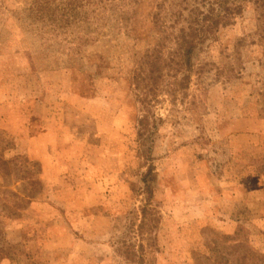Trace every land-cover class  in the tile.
<instances>
[{"label": "rangeland", "instance_id": "374dc122", "mask_svg": "<svg viewBox=\"0 0 264 264\" xmlns=\"http://www.w3.org/2000/svg\"><path fill=\"white\" fill-rule=\"evenodd\" d=\"M0 264H264V0H0Z\"/></svg>", "mask_w": 264, "mask_h": 264}, {"label": "trees", "instance_id": "16d2710c", "mask_svg": "<svg viewBox=\"0 0 264 264\" xmlns=\"http://www.w3.org/2000/svg\"><path fill=\"white\" fill-rule=\"evenodd\" d=\"M208 18L198 19L194 17L192 20L186 24L185 32L181 37L179 44L180 56L182 61L186 64L187 67H190L191 57L197 45L203 42L204 36V23ZM236 248V247H234ZM237 249V248H236Z\"/></svg>", "mask_w": 264, "mask_h": 264}, {"label": "crops", "instance_id": "0c3cea01", "mask_svg": "<svg viewBox=\"0 0 264 264\" xmlns=\"http://www.w3.org/2000/svg\"><path fill=\"white\" fill-rule=\"evenodd\" d=\"M104 172H105V171H104ZM105 174H106V172H105ZM86 177L90 178L89 175L86 176ZM101 177L105 178V175L103 174ZM73 189H74V188H73ZM74 192H75V191H74ZM53 223H54V222L51 221V222H50V225H52ZM55 223H57V221H55ZM38 225H39V227H41V226L44 227L46 224L40 222V224H38ZM73 234L75 235V233H73ZM40 236H41V234H39V236H36V239H37V240L41 239ZM81 240H83V239H82V238H79L77 235H75V238H74V245H75V243L78 244V242H80ZM73 249H74V246H73ZM77 254H80V253L77 252ZM77 254H75V256H74V254H73V257H77V258H78V256H76ZM89 256H90V255H89Z\"/></svg>", "mask_w": 264, "mask_h": 264}]
</instances>
